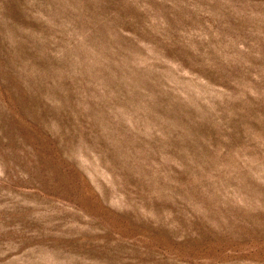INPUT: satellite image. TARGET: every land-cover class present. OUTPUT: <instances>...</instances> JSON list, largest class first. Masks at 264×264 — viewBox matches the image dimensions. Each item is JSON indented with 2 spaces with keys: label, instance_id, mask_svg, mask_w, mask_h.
Here are the masks:
<instances>
[{
  "label": "rangeland",
  "instance_id": "374dc122",
  "mask_svg": "<svg viewBox=\"0 0 264 264\" xmlns=\"http://www.w3.org/2000/svg\"><path fill=\"white\" fill-rule=\"evenodd\" d=\"M0 264H264V0H0Z\"/></svg>",
  "mask_w": 264,
  "mask_h": 264
}]
</instances>
